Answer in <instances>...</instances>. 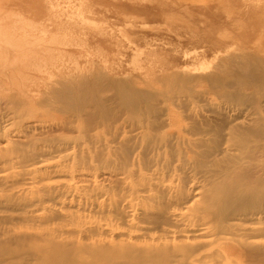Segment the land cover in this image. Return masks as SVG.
Returning <instances> with one entry per match:
<instances>
[{
	"label": "rangeland",
	"instance_id": "374dc122",
	"mask_svg": "<svg viewBox=\"0 0 264 264\" xmlns=\"http://www.w3.org/2000/svg\"><path fill=\"white\" fill-rule=\"evenodd\" d=\"M0 31L3 36L5 32L7 35L5 39L0 35V167H7L8 160L13 161L14 168L4 173L15 171L17 176L8 184L20 182L27 190H35L29 198L43 194L23 172L33 167L32 162L41 160V172L35 181L41 180L40 183L47 185L58 199L68 198L66 202L56 200L50 205L55 212L62 213L58 216L59 223L68 224L72 216L79 224L98 230L94 239L107 244L111 242L105 241H114L112 246L115 241L126 240L123 234L130 233L134 238L141 235L148 238L154 232L162 234L144 219L137 201L132 199L134 193L145 196L147 193L143 189L146 188L157 196L174 181L179 182L187 194L184 200L190 201L210 182L236 173L233 161L238 153L223 145L207 157L199 158L211 164L205 169L189 165L180 167L184 155L201 151L202 147L198 146L208 142L197 143L200 136L194 134L193 129L197 127L199 132H206L205 123H201L207 121L212 127L217 124L229 127L238 123L249 109L259 111L264 117V91L260 92L263 95L259 102L254 103L256 93L239 83L240 80L249 81L250 77L235 66L251 62V58L264 60V0H0ZM25 42L28 47L48 48L49 51H35L26 57L27 47L22 46ZM16 53L23 55L19 57L21 63L14 62ZM188 77L197 81L192 82L197 85L194 92L179 93L168 101L165 96L171 87L166 82L175 81L177 89H184ZM207 77H219L220 85L229 91L245 90L242 99L247 104L242 111L237 109L238 100H221L209 94ZM57 78H84L94 82L96 89H110L105 96L116 111L119 105L116 93L124 92L136 101L141 99L139 94L146 95L143 103L154 111L144 119L165 127V131L168 127L171 132L166 131L167 135H172L169 136L170 145L174 143L173 149L180 148L175 151L177 158L172 159L163 144L162 148H157L146 140L142 124L125 115L117 116L118 121L107 126L99 124L88 135H83L77 119L49 101L50 80L57 81ZM15 102L21 108L18 109ZM185 107L191 108L193 115L185 111ZM26 108L33 116L23 115ZM187 114L196 124L187 121ZM169 117L173 130L168 125ZM233 119L236 121L229 122ZM226 137V134L221 136L219 141L225 143ZM10 144L25 149H11ZM122 147L128 151L126 157ZM212 147L209 149L213 150ZM21 154L27 157L22 162L24 167L18 164ZM139 178L145 180V186H141ZM179 213L180 210L166 214L167 224L162 225V230L167 241L176 237L188 239L194 245L209 244L214 236H210L204 226H189L177 216ZM256 221L264 222V213L247 218L237 216L232 222L250 228ZM75 229L76 225L67 226L64 231Z\"/></svg>",
	"mask_w": 264,
	"mask_h": 264
},
{
	"label": "bare ground",
	"instance_id": "6f19581e",
	"mask_svg": "<svg viewBox=\"0 0 264 264\" xmlns=\"http://www.w3.org/2000/svg\"><path fill=\"white\" fill-rule=\"evenodd\" d=\"M5 33L3 36V32L0 31V35L3 36L4 39L5 36L7 37ZM24 39L26 38L24 37ZM18 41L17 43H19ZM25 45L26 42L22 45L24 49ZM26 47L27 52L24 53L26 57H28L26 54L36 53L37 51L38 53L42 50H44L42 52L49 51L48 48L41 49V46V48H36L32 45L29 47L26 45ZM20 48L21 45L19 49ZM22 49L23 48H21V50ZM21 56L23 55L16 53L15 58H13V60L16 59L14 62H20L19 57ZM235 66L239 71L250 77L249 81L243 82L240 80L239 83L245 85L249 90H253L257 97H255L254 103L257 101L259 102V98L263 95H261L260 92L264 91V60L261 58H251V62L244 61L242 64H236ZM52 80L54 81V79ZM52 80H50L51 82L49 81L51 83L50 87L48 86L50 90L49 101L56 103L60 110L77 119L76 121L83 135H88L91 129L99 124L107 126V124L109 125L118 121L116 120L118 118L117 116L125 115L133 120H138L142 124L141 127L146 131L144 136L146 140H150L157 148L161 147L163 144V146L166 147L165 151L167 152L169 150V153H171L170 156L172 159L177 156L175 151L179 146L177 144L178 147L176 146L177 148L173 149L174 143L170 145L172 142L170 143L169 136L172 135H167L166 131H170L167 130L168 127H166L165 131V127H159L155 122L145 121L144 117L146 114L154 111V108H151L150 105L143 103L146 95L139 94L141 99L136 101L132 100L124 92L116 93L117 103H119L118 111H116L113 106L108 104L110 99L107 100L105 96L110 89H96L93 87L95 84L94 82H87L84 78H75L73 80H60V78L58 80L57 78V81L54 82H52ZM207 80L210 82L209 94L221 100H238L240 103L237 109H241L240 112L242 111V108L247 104H245L242 99L245 90L239 93L229 91L226 87L220 85L221 82L219 77H207ZM185 82H188V84H186L184 89H177L175 87V81L168 80L166 82L171 87L168 95L165 96L168 98V101H172L176 96L178 97L179 93L183 94L187 92L192 94L194 92L197 85H194L192 82L197 81L188 77L185 79ZM38 91L39 90H37V92ZM258 93L260 94L259 96ZM113 102L110 103L112 104ZM224 102L225 100L222 103ZM14 104L18 109L21 108L20 104L16 102ZM200 106L201 105H199V107ZM40 107L42 108L43 104L40 105ZM235 107L236 106H234V110ZM92 108L96 111H91ZM249 110L238 123L229 127H221L219 124L212 127V125L209 124L211 122H202L201 120L200 123H205L204 126L207 127V131L199 132L197 127L195 130L193 129V131L194 134L200 136L198 139L199 142L197 143H201L203 140L208 142L198 146V148L202 147L201 151L197 152L198 149L192 153L188 152L179 163L180 167L189 165L190 167L205 169L208 163L206 164L199 158L207 157L212 151H217L220 146L223 145L226 149L234 150L238 153V158L235 157L236 160L233 161V167L237 168L236 173L233 176H224L216 181L210 182V185L205 190L197 192L190 201L184 200L188 198L187 194H185L179 182L176 183L174 181H170V185L166 186L167 189H162L157 196L146 188L143 189V191L147 193L145 196H140L138 192L136 194L134 193V198L132 196V199L137 201V208L143 212L144 219L148 220L147 222L154 227V230L162 234L156 235L154 232L152 235L149 234L148 238H145L144 235L135 236L134 238L130 233L123 234L122 236L126 238V240L115 241L114 246H112L113 244L111 245L114 241H105L111 242L107 244L103 243L101 239H94V236H98L99 234L98 230L91 229L90 227L87 228L85 225L79 224L74 221L72 216L68 224L59 223L60 219L58 216L61 217L62 213L55 212L51 209L50 205L55 203L56 200L66 202L68 198L63 197L62 199L61 196V198L58 199L55 197V193L48 189L47 185L41 184V180L35 181V178H37L41 172V160L39 162H32L31 166L33 167L31 169L23 170L25 175L30 176L34 188L43 193L36 196L31 195L30 198L29 194L35 191L32 188L27 190L20 182L8 184L11 179L17 177L15 171L4 173L7 170L13 169L15 166L13 161L10 162V160H8V163H5L7 167H0V264H264V222L256 221L252 223L250 228H243L242 224L232 222L237 216L247 218L248 215L253 216L255 214L264 213V117L259 111L251 112ZM185 111L191 112V115H193V110L191 108L185 107ZM229 111L232 110L229 109ZM197 112L198 111L195 113ZM32 114L33 112L29 111L27 108L23 110L24 116H33ZM222 119L221 116L220 121ZM188 120L190 124H196L193 117L189 116L187 118V121ZM169 121V128L172 129L170 117ZM169 121L167 120L168 123ZM234 121H236V119L230 120L229 122ZM225 134L227 136L226 141L225 143H221L219 140H221V136L223 137ZM213 142L214 145L212 144V147L211 143ZM9 147H11V149H18L19 151H24L25 149L24 146L18 144H10ZM150 147H152V144ZM210 147H212L213 150H210ZM149 151L150 150H148V152ZM122 153L123 156L128 154L125 147H122ZM20 157L18 164L20 167H24L23 164L25 163L22 162L27 160V157L23 154H21ZM128 157L130 158V156ZM175 161L172 163H175ZM177 162H179V159ZM231 163L230 161L229 164ZM36 165L39 166L35 167ZM216 165L217 163L215 166ZM125 167L126 163L123 168ZM157 168L158 167H156V169ZM139 183L141 186H145L144 179L139 178ZM38 184L42 186L39 188ZM174 184L175 186H173ZM19 186H21V188ZM147 201L153 202L154 205H149ZM69 202L72 203V200H69ZM182 205L187 206L181 207ZM130 207L133 208V205H130ZM177 210H180L177 216L188 222L189 226H204V230H206L210 236H214L209 244L194 245V243L188 242V239L179 240L176 237L171 238V241H167L166 234L164 230H162V225L167 224L165 222L166 214L176 213ZM73 225L77 227L73 232L67 233L64 231L65 227ZM233 235H235V237ZM146 239L149 240L148 243H146Z\"/></svg>",
	"mask_w": 264,
	"mask_h": 264
}]
</instances>
